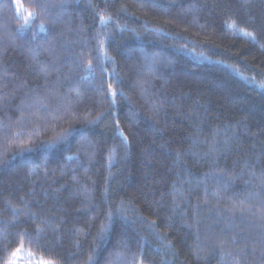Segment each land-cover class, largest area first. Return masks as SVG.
<instances>
[{
  "label": "trees",
  "instance_id": "16d2710c",
  "mask_svg": "<svg viewBox=\"0 0 264 264\" xmlns=\"http://www.w3.org/2000/svg\"><path fill=\"white\" fill-rule=\"evenodd\" d=\"M261 83L264 0H0V264H264Z\"/></svg>",
  "mask_w": 264,
  "mask_h": 264
},
{
  "label": "snow or ice",
  "instance_id": "6c2138e0",
  "mask_svg": "<svg viewBox=\"0 0 264 264\" xmlns=\"http://www.w3.org/2000/svg\"><path fill=\"white\" fill-rule=\"evenodd\" d=\"M65 5H61V7H64ZM38 9H45V5L43 3H38L37 6H36ZM42 14V11H31L28 13V18L27 20L24 21L23 24L20 25V27L17 29L18 32H25L27 30L30 29L31 27V24ZM101 19V22H106L108 19H110V17H105V16H101L100 17ZM234 26V25H233ZM40 30L41 31H44L46 30L45 29V26L43 24L40 25ZM102 43V42H101ZM87 68L88 70L90 71L91 70V62L89 61L88 65H87ZM41 71L42 72H45L47 73L48 71V67L47 66H44L41 68ZM261 86L264 87V83H261ZM109 87V90L111 91V95L112 97L114 98L116 96V91L115 89L112 88L111 85L108 86ZM97 120H99L100 118L97 117L96 118ZM96 121H92V123H95ZM74 129H66L62 134H60L55 140H53L51 143H48L46 145H42L43 147H46V148H54L56 147L58 144H62V143H65L67 142L68 140V137L72 135ZM16 136L18 137L19 136V133H16ZM125 140H127V137H125ZM27 144H31V140L29 139L27 142ZM32 151V149L30 147H27L25 142L21 141L20 142V152L21 154H23L24 152H30ZM180 153H177V157L179 158L180 157ZM77 157H69V159H75ZM243 204V202H241ZM37 207H39V205L37 204ZM250 208V206H249ZM234 211H240L241 213L245 211L244 208L240 207V208H237V209H234ZM260 216H259V219H260V227L262 229H264V208L260 209ZM16 215L19 216V210H16ZM39 213H36V212H31L30 215H29V218L30 219H39ZM109 218H111V213H109ZM13 226H16V222H13ZM106 229H102V232L105 231ZM37 235L39 236L40 233L39 231H37ZM17 236H25V237H28L29 239H32V236H31V233L28 232V230H24L23 232H18L17 233ZM235 239V238H233ZM8 239L6 236H3L2 234H0V245H2V248H0V250H3V251H7L8 248ZM223 243V242H222ZM21 248H17L15 251H12L11 252V256L12 257H15L17 252L20 251ZM222 250V249H221ZM229 255H231L229 253ZM89 259L91 260V257H89ZM6 264H12V260H6ZM48 264H56V261L55 260H51L48 262ZM235 264H240V261L239 259H237L235 261Z\"/></svg>",
  "mask_w": 264,
  "mask_h": 264
},
{
  "label": "rangeland",
  "instance_id": "374dc122",
  "mask_svg": "<svg viewBox=\"0 0 264 264\" xmlns=\"http://www.w3.org/2000/svg\"><path fill=\"white\" fill-rule=\"evenodd\" d=\"M48 262L49 261L36 257L31 252L21 249L13 258L12 264H48Z\"/></svg>",
  "mask_w": 264,
  "mask_h": 264
}]
</instances>
